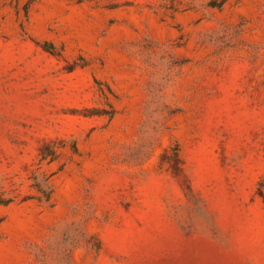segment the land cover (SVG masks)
Listing matches in <instances>:
<instances>
[{
  "label": "rangeland",
  "instance_id": "rangeland-1",
  "mask_svg": "<svg viewBox=\"0 0 264 264\" xmlns=\"http://www.w3.org/2000/svg\"><path fill=\"white\" fill-rule=\"evenodd\" d=\"M0 264H264V0H0Z\"/></svg>",
  "mask_w": 264,
  "mask_h": 264
}]
</instances>
